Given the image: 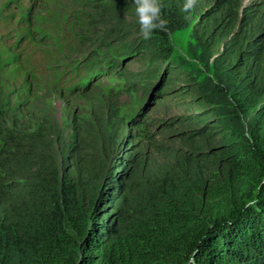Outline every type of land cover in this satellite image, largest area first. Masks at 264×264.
<instances>
[{
	"label": "rangeland",
	"instance_id": "1",
	"mask_svg": "<svg viewBox=\"0 0 264 264\" xmlns=\"http://www.w3.org/2000/svg\"><path fill=\"white\" fill-rule=\"evenodd\" d=\"M167 2L161 0L162 13ZM0 14V163L7 194L27 192L45 164L62 178L64 170L76 174L80 160L91 167L99 160L106 173L123 170L116 180L125 189L169 164L207 175L226 160L219 135L207 133L218 129L217 116L208 118L211 109H223L219 117L247 135L249 120L230 112L228 77L245 73L253 45L260 51L264 0H197L185 13L186 26L168 33L171 58L164 68L145 49L133 53L144 41L133 0H0ZM91 58L101 68L87 78ZM196 90L213 95L212 106ZM147 95L143 115L150 122L139 135L128 114L132 101ZM200 128L209 137L188 136ZM124 207L130 211V196ZM20 247L13 255L26 259L29 249Z\"/></svg>",
	"mask_w": 264,
	"mask_h": 264
},
{
	"label": "trees",
	"instance_id": "2",
	"mask_svg": "<svg viewBox=\"0 0 264 264\" xmlns=\"http://www.w3.org/2000/svg\"><path fill=\"white\" fill-rule=\"evenodd\" d=\"M167 3L163 15L168 31L154 30L133 51L137 54L145 49L148 60L158 61L159 68L171 58L168 33L187 24L178 0ZM234 19V13L226 17L229 22ZM246 19L252 20L250 16ZM263 39L260 51L255 44L244 59L245 73L228 77L231 115L248 119L249 132L239 133L220 118L223 109H211L208 118L217 116L218 129L207 133L219 135L226 160L207 175L195 173L184 163L169 164L157 177L136 181L125 189L116 180L125 175L123 170L115 167L106 173L105 167L96 166L99 160L92 167L80 160L76 174L67 176L64 170L62 178L52 168L54 164H45L47 168L26 186L27 192L7 194L2 191L6 180L0 163V264H264ZM84 68L91 70L86 77L92 78L96 76L93 71L100 72L101 67L91 58ZM158 71L150 72L151 83ZM196 85L202 90L207 86ZM201 93L204 103L212 106L213 95L209 98L207 91ZM150 100L147 95L131 103L128 119L131 130L139 135L145 134V124L150 122L143 115ZM203 130L188 136L209 137L206 132L201 135ZM36 153L44 155L39 149ZM129 196L131 214L124 207ZM21 245L29 249L27 260L13 255L12 250L17 246L20 250Z\"/></svg>",
	"mask_w": 264,
	"mask_h": 264
},
{
	"label": "clouds",
	"instance_id": "3",
	"mask_svg": "<svg viewBox=\"0 0 264 264\" xmlns=\"http://www.w3.org/2000/svg\"><path fill=\"white\" fill-rule=\"evenodd\" d=\"M197 0H184L182 11L190 13ZM134 14L139 27V33L144 39H149L154 30L168 31V20L162 13L161 0H133Z\"/></svg>",
	"mask_w": 264,
	"mask_h": 264
},
{
	"label": "bare ground",
	"instance_id": "4",
	"mask_svg": "<svg viewBox=\"0 0 264 264\" xmlns=\"http://www.w3.org/2000/svg\"><path fill=\"white\" fill-rule=\"evenodd\" d=\"M100 70V69H99ZM92 83V82H91Z\"/></svg>",
	"mask_w": 264,
	"mask_h": 264
}]
</instances>
